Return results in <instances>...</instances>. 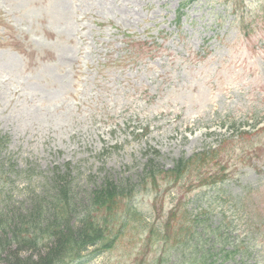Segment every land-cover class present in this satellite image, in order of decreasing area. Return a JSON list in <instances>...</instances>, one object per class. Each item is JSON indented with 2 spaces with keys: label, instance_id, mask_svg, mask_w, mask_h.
<instances>
[{
  "label": "rangeland",
  "instance_id": "374dc122",
  "mask_svg": "<svg viewBox=\"0 0 264 264\" xmlns=\"http://www.w3.org/2000/svg\"><path fill=\"white\" fill-rule=\"evenodd\" d=\"M263 125L264 0H0V136L8 139L0 159L9 160L0 185L6 180L15 202L2 213L26 214L34 203L26 191L54 182L82 204L110 180L131 188L129 204L154 225L180 200L193 214L210 204L204 225L222 213L234 232L251 213L252 231L264 225ZM208 148L218 149L205 156L216 158L208 168L227 174L220 187L199 186L195 167L170 173ZM216 193L223 197L212 203ZM119 230L112 247L92 257L88 247L79 264H151L168 252L165 264H184L191 251L156 232L148 239L144 221ZM255 231L253 251L234 253L227 242L221 250L214 236L201 243L216 264H264V228ZM203 235L196 224L186 237ZM48 244H11L0 264H53L61 250Z\"/></svg>",
  "mask_w": 264,
  "mask_h": 264
},
{
  "label": "trees",
  "instance_id": "16d2710c",
  "mask_svg": "<svg viewBox=\"0 0 264 264\" xmlns=\"http://www.w3.org/2000/svg\"><path fill=\"white\" fill-rule=\"evenodd\" d=\"M5 142L6 139L0 136V146H3ZM205 156L207 155L202 153L200 158H191V160L184 163H179L178 166L170 170V173L172 175H178L182 172L183 174H187L192 172L191 164L193 167L195 165L203 166L208 160L214 159L205 158ZM6 166L7 162L0 159V177L5 175L3 178H7L6 174H8V170ZM201 169L199 168L200 171ZM53 170H58V167H55ZM66 174L68 175V172ZM217 175V173L208 175L206 172H200L199 183H216ZM150 177L153 178V172H151ZM5 183L6 180L0 185V238H2L0 240V254L7 247H10L11 244H19L24 240L31 241L34 244L49 241L48 245L56 243L59 250H61L56 258H51L55 260L53 264H68L73 261L76 262L75 264H79L82 257L81 253L86 251L88 247H96L91 253V257L108 250L112 247V243L120 233V226L134 221H144V229L147 228L149 231L148 239L156 232L159 242L164 241V243H167L168 241H172L174 247L177 245L191 246V251L187 253L183 261L184 264H216L215 260L211 259L213 252L203 249V245L211 249L209 244L203 243L202 245L201 243L202 239L206 236L207 238L210 236L217 238V241L211 244V246H219L222 250L224 243L227 242L234 248V253L242 252L246 249L253 251L251 248L259 244L256 243V240H250L249 243L251 245L248 243L250 247L247 245L242 246V240L235 237L233 239L235 240L234 242L223 233L224 239L219 241V238L222 237L220 229L223 227L229 229L230 225L224 221V226L223 220L219 225L215 224L212 227L202 226V233L206 234L202 238L192 239L186 237L193 229V226L186 229L184 225H172V222L177 219L175 218L176 208L170 210L167 216L168 219L172 220L154 225L141 216L142 213L140 210H137L136 206L129 204L132 195L131 188L124 185L123 182L115 184L116 182L110 180L93 189L89 193V197L82 204L77 203L71 195L68 186H64L63 184L57 185L59 182H54L50 187L39 190L37 193L34 190H28L26 191V195L32 196L31 198L34 200L28 212L26 214L23 212L21 214L20 212H12L10 215L9 210L2 213V210L9 203H15L10 200V196L6 195L8 190L3 188ZM153 183L155 185V182ZM79 207H83V209L79 210L78 216ZM76 208H78L77 211ZM74 211L77 213V219L79 218L80 222V225L76 228L69 223L70 216L74 215ZM148 223L151 225H148ZM117 224L119 226L114 227ZM109 226L112 229L114 227V230H109ZM45 247H47L46 243ZM170 251H173V253L177 251L178 253L177 248ZM168 254L170 253H160L151 264H165Z\"/></svg>",
  "mask_w": 264,
  "mask_h": 264
}]
</instances>
